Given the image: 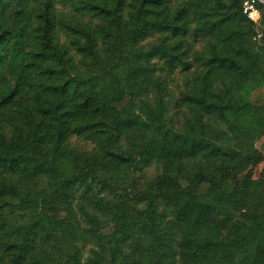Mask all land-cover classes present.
<instances>
[{
	"label": "trees",
	"instance_id": "obj_1",
	"mask_svg": "<svg viewBox=\"0 0 264 264\" xmlns=\"http://www.w3.org/2000/svg\"><path fill=\"white\" fill-rule=\"evenodd\" d=\"M244 1L0 0V264H264Z\"/></svg>",
	"mask_w": 264,
	"mask_h": 264
},
{
	"label": "rangeland",
	"instance_id": "obj_2",
	"mask_svg": "<svg viewBox=\"0 0 264 264\" xmlns=\"http://www.w3.org/2000/svg\"><path fill=\"white\" fill-rule=\"evenodd\" d=\"M262 27H264V21L262 23ZM261 32L263 31L262 28L259 29ZM260 32V33H261ZM257 95L261 96V102L264 104V88H262V90L260 91H255L253 94V98H255ZM241 139H242V143L243 146L245 147H250L252 145H255L256 147H258V149H260L261 151L264 152V136H261L259 138H257L256 136H254L253 134H251L249 131L247 130H240L239 131ZM75 143L86 147L87 149H90L93 144L89 143V142H85L83 140L80 139H76ZM155 172V169L153 167H149L147 168V173L148 175H151ZM253 174L255 178L260 177L262 174H264V164L263 162L259 163L258 165H256L253 168ZM230 250L231 252H237V248H235L233 245L230 246Z\"/></svg>",
	"mask_w": 264,
	"mask_h": 264
},
{
	"label": "built area",
	"instance_id": "obj_3",
	"mask_svg": "<svg viewBox=\"0 0 264 264\" xmlns=\"http://www.w3.org/2000/svg\"><path fill=\"white\" fill-rule=\"evenodd\" d=\"M260 3L263 4L264 0H245L243 3L245 14L255 22L259 21L261 18ZM259 35H261L260 32Z\"/></svg>",
	"mask_w": 264,
	"mask_h": 264
}]
</instances>
